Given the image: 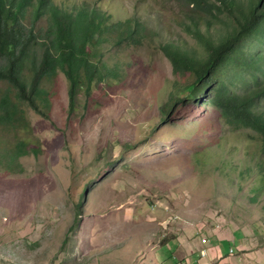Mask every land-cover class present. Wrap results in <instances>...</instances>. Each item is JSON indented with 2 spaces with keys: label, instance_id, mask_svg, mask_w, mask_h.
Returning a JSON list of instances; mask_svg holds the SVG:
<instances>
[{
  "label": "rangeland",
  "instance_id": "1",
  "mask_svg": "<svg viewBox=\"0 0 264 264\" xmlns=\"http://www.w3.org/2000/svg\"><path fill=\"white\" fill-rule=\"evenodd\" d=\"M85 1L115 20L139 18L148 36L124 49L114 43L100 48L101 58L119 74L98 83L89 98L81 93L72 115L61 71L45 85L48 118L23 106L31 128L20 139L34 138L40 152L21 159L23 172L5 169L1 159L0 264H197L200 251L215 246L223 256L233 248L231 259L242 260V236L264 243L258 223L264 196L250 206L247 197L259 181L241 173L257 162L260 141L245 131L230 132L213 94L200 96L202 102L184 94L186 102L172 109L167 123L161 112L175 83L182 87L194 78L175 74L160 44L175 41L204 56L200 43L179 25L188 11L181 0ZM201 23L208 37L220 41V27L207 31ZM46 26L39 22L35 31ZM0 141L11 146L15 136L3 132ZM198 147L210 156L202 165L212 166L199 167L193 155ZM215 163L222 168H213ZM234 212L243 220L233 219ZM216 218L245 225L234 230L235 244L218 241L213 230L219 221L206 223ZM262 253L246 264H264Z\"/></svg>",
  "mask_w": 264,
  "mask_h": 264
},
{
  "label": "trees",
  "instance_id": "2",
  "mask_svg": "<svg viewBox=\"0 0 264 264\" xmlns=\"http://www.w3.org/2000/svg\"><path fill=\"white\" fill-rule=\"evenodd\" d=\"M55 1L0 0V83L6 84L0 89V137L3 132L15 136L11 146L5 143L2 147L0 141V165L1 159L5 160V169L12 173L23 172L20 161L30 151L35 156L40 152L34 138L20 139L31 128L23 106L48 118L51 101L45 85L61 71L69 83L72 115L81 93L89 98L98 83L116 79L119 74L101 58L104 54L101 56L100 48L114 43L124 49L148 36L145 23L137 17L115 20L85 0ZM181 4L188 14L179 25L200 43L204 56L198 55L197 47L184 48L175 41L160 44L159 49L171 58L175 74L194 78L182 87L175 83L169 101L161 106L164 122L174 107L186 102L181 99L184 94L199 101L203 94L206 100L213 94V105L221 110L229 131H245L249 139L260 141L257 162L241 172L257 176L259 183L254 182L252 189L255 194L247 197V203L257 207L264 196V0H181ZM27 17L30 27L25 22ZM201 21L207 31L220 27V41L202 31ZM39 22L47 26L35 31ZM194 151L200 168L212 166V162L202 165L210 156L201 147ZM247 154L248 159L253 157L255 149ZM224 163L233 162L224 158ZM213 166L222 168L217 163ZM233 214V219L241 218L240 213ZM258 223L264 228V215Z\"/></svg>",
  "mask_w": 264,
  "mask_h": 264
},
{
  "label": "crops",
  "instance_id": "3",
  "mask_svg": "<svg viewBox=\"0 0 264 264\" xmlns=\"http://www.w3.org/2000/svg\"><path fill=\"white\" fill-rule=\"evenodd\" d=\"M216 219L215 220H207L206 223H208V222L216 223L219 221V223H218L219 225H216V228L213 230L214 235L216 236L218 241L228 239L230 241H233V243L235 244V242L237 241V238L235 237L234 230L242 231V229L244 228L245 225H241L240 222L236 223L233 220L227 221L224 218L222 221L220 218H216ZM225 223L226 224L229 223L231 226L229 224L226 225ZM193 225H195V224H193ZM182 232L184 234L185 233L187 234L188 230L183 228ZM192 233H193V231L191 229V234L189 236L186 235V238L189 237V239H187V240H190V236H192ZM253 237L254 236H252V239H253ZM250 238L251 237L247 238L245 236L244 237L242 236L239 240V241H241L239 244V247H240L239 253L241 254L242 260H239L237 258L231 259L232 257H230V256L235 255V250L233 248H230V249H233V250H231V252L229 249L227 256H223L221 249L219 247L215 246V247H212L211 249H208V248L202 249L199 253L200 260L198 261L197 264H246L245 259H247V258H250L252 256L259 258L257 255L260 254V252H264L263 251L264 244L262 242H261L262 244L261 243L257 244V241L255 239H253L252 241H249ZM202 243L207 244L208 240L206 238H203ZM190 251H191V249H190ZM202 252H205V254L203 255ZM197 253L198 252L191 251V254H197ZM261 257H263L262 259H264V253H262ZM179 262H180V264H186L184 259H180Z\"/></svg>",
  "mask_w": 264,
  "mask_h": 264
},
{
  "label": "built area",
  "instance_id": "4",
  "mask_svg": "<svg viewBox=\"0 0 264 264\" xmlns=\"http://www.w3.org/2000/svg\"><path fill=\"white\" fill-rule=\"evenodd\" d=\"M203 255L205 254V253H202Z\"/></svg>",
  "mask_w": 264,
  "mask_h": 264
}]
</instances>
